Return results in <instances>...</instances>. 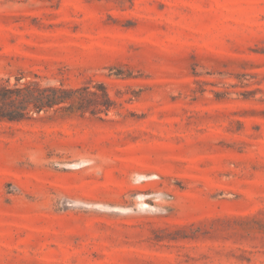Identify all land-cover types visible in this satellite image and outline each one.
Here are the masks:
<instances>
[{
	"label": "rangeland",
	"instance_id": "rangeland-1",
	"mask_svg": "<svg viewBox=\"0 0 264 264\" xmlns=\"http://www.w3.org/2000/svg\"><path fill=\"white\" fill-rule=\"evenodd\" d=\"M0 264H264V0H0Z\"/></svg>",
	"mask_w": 264,
	"mask_h": 264
},
{
	"label": "trees",
	"instance_id": "trees-1",
	"mask_svg": "<svg viewBox=\"0 0 264 264\" xmlns=\"http://www.w3.org/2000/svg\"><path fill=\"white\" fill-rule=\"evenodd\" d=\"M14 91H16V97L8 95L6 98L10 101H18L24 109L30 105H33L37 110H42L47 107L65 109L69 107L68 102L84 104L83 88L68 89L63 86L37 88L32 84H26L15 90L6 89V93H13ZM90 94L98 95L97 92H90ZM105 97L109 99L107 91H105Z\"/></svg>",
	"mask_w": 264,
	"mask_h": 264
},
{
	"label": "bare ground",
	"instance_id": "bare-ground-1",
	"mask_svg": "<svg viewBox=\"0 0 264 264\" xmlns=\"http://www.w3.org/2000/svg\"><path fill=\"white\" fill-rule=\"evenodd\" d=\"M103 205H104V204H103ZM103 205H102V206H103ZM106 205H107V204H106ZM110 207H111V206H110ZM112 207H113V206H112ZM117 207H118V206H117Z\"/></svg>",
	"mask_w": 264,
	"mask_h": 264
}]
</instances>
